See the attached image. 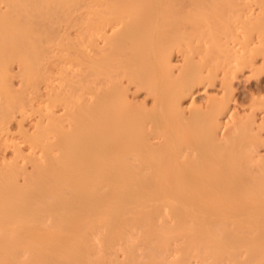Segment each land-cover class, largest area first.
Segmentation results:
<instances>
[{"label":"bare ground","instance_id":"6f19581e","mask_svg":"<svg viewBox=\"0 0 264 264\" xmlns=\"http://www.w3.org/2000/svg\"><path fill=\"white\" fill-rule=\"evenodd\" d=\"M258 57L264 0H0V137L40 98L0 169V264H264V98L226 116Z\"/></svg>","mask_w":264,"mask_h":264},{"label":"rangeland","instance_id":"374dc122","mask_svg":"<svg viewBox=\"0 0 264 264\" xmlns=\"http://www.w3.org/2000/svg\"><path fill=\"white\" fill-rule=\"evenodd\" d=\"M254 8H256V7H254ZM178 53L179 52H176L174 54V57L177 56L179 58V59L178 58L176 59V57L174 58L175 62H177L176 65L179 63L178 62L179 60H180V64H183V57L182 56L180 57V55H182V53L181 54L180 53L178 54ZM261 59H262L261 57H258L257 60H256V65L255 66H253V67L252 66L243 67V69L240 70L235 75L236 77L232 78L233 79L232 80V91L233 92L231 93V96H230L231 97L230 98L231 102H229V109L230 108H233V109L232 110L230 109V113H229L230 116H228L229 114L228 115L226 114L227 117L230 118V117L234 116L235 113H237V115H238L241 112L243 114H245L246 112H250L251 111L250 107L252 106L254 100L260 99L261 97L264 98V72L263 73H259V74L254 72V68L261 65V62H262ZM180 64H178V66ZM16 65L14 64V66H13L14 67L13 71L15 72L14 73L15 75H17V73L19 74V71H20L19 68H18V65L17 66ZM17 78H19V77L15 76L14 81H13L14 82L13 88H14V90L21 91L24 86L22 87L23 84H21V82H20L21 80L17 79ZM221 79H222V74H220V76L213 82L212 85H211L210 82L205 83V86H204V84L200 85L198 88H196V91H198V92H196L197 94H195L196 97H194V98L198 99L199 101H200V99H201V101L204 100L203 102L207 103L208 94H207L206 91L210 92L211 94H209V95H211V96L213 94L215 96H216V94H218V96L221 97L223 95V92H224V90H223L224 87L222 88L223 83H222ZM206 84H207V86H206ZM206 87H207V89H206ZM43 90H45V89H43ZM29 92H30V90L27 92L28 95L26 94V96H25L26 100L27 101L28 100L29 101L33 100V102H31V101L27 102V105L29 104V106H27V108H26L28 110L27 111V116L25 115V117H22V115L20 113H17V116H18V118H17V116L15 114L16 118H13L14 120L12 119V122H11L12 125L10 124L11 125L10 128H12V130H10L9 133L2 134L1 137H0V144H2V145H0V147H1L0 148V169L6 163H10V162H12V160H14V158H15V156H14L15 155V147H13V146H15V143L16 144L17 143L23 144V145H21V144L20 145H21L22 148H25V149H23V150H25V153L28 154V152H29V142H27L26 138L23 137V136H25L24 135V130L28 131L30 129L28 131L29 133H31L30 131H32V132L34 131V130H32V128L34 129L36 120L38 118L37 117L38 113L35 112L31 108H32V104L34 105V103H37L36 100L40 99V98L39 99L36 98V96H34L33 94H31V92L30 93ZM43 92H46V90L43 91ZM30 97H32V98L30 99ZM129 97H131L130 99L133 101L134 104H148L150 106L151 103H152V99H151V97H149L147 95V92L145 90H143V89H138L135 85L130 86ZM34 99H36V100H34ZM188 99L191 102L190 98H187L186 100H188ZM188 101H186V104L190 103V102L188 103ZM230 104H231V106H230ZM231 111H232V113H231ZM262 115H263V113H261V111H259L258 112V116H257V118L259 117L258 118L259 122H261V120H262V117H263ZM226 116L224 115L223 117L225 118ZM260 116H261V118H260ZM23 118H25V120H23ZM224 118H223L224 122L226 120L229 121V118L228 119H224ZM20 119L23 120V122H22L23 123V128H21L19 126V121H21ZM263 134H264V132H263ZM4 139L6 140V145L4 143L5 142ZM14 139H15V141H14ZM9 140H10V142H9ZM8 144H10L11 146L8 145ZM261 149H262L261 150L262 151V155H264V147L261 148ZM4 159H5V161H4ZM26 163H28V164H26ZM26 163H25L26 166H28L29 170H31L32 169L31 168L32 167L31 163H29L28 161Z\"/></svg>","mask_w":264,"mask_h":264}]
</instances>
